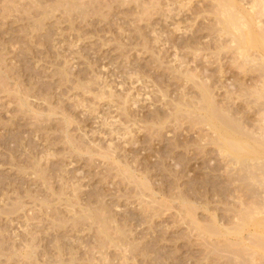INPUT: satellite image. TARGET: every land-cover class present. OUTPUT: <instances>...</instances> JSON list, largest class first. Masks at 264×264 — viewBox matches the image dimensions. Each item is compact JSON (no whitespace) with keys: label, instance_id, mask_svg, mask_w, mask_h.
<instances>
[{"label":"rangeland","instance_id":"rangeland-1","mask_svg":"<svg viewBox=\"0 0 264 264\" xmlns=\"http://www.w3.org/2000/svg\"><path fill=\"white\" fill-rule=\"evenodd\" d=\"M262 221L264 0H0V264H264Z\"/></svg>","mask_w":264,"mask_h":264},{"label":"bare ground","instance_id":"bare-ground-1","mask_svg":"<svg viewBox=\"0 0 264 264\" xmlns=\"http://www.w3.org/2000/svg\"><path fill=\"white\" fill-rule=\"evenodd\" d=\"M262 223H264V221H262ZM262 223H261V224H262ZM263 226H264V225H263Z\"/></svg>","mask_w":264,"mask_h":264}]
</instances>
